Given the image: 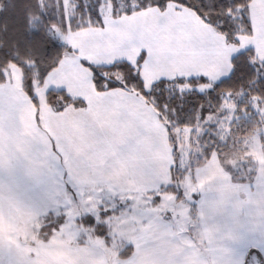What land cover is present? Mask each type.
<instances>
[{"label": "crops", "instance_id": "1", "mask_svg": "<svg viewBox=\"0 0 264 264\" xmlns=\"http://www.w3.org/2000/svg\"><path fill=\"white\" fill-rule=\"evenodd\" d=\"M248 19L250 34L230 44L174 3L101 16L100 25L65 32L67 51L34 84L36 105L22 89L21 71L8 65L0 84V264H245L250 250L264 264V164L250 182L236 181L213 154L183 177L189 200L164 191L175 184L165 124L135 92L96 91L83 65L126 62L146 90L159 80L211 85L230 75L232 58L244 50L264 61V0H251ZM49 90L73 102L50 106ZM161 195L174 202L171 209H158ZM64 208L84 210L75 220L91 229L90 238L105 241L82 218L105 226L107 247L109 228L118 224L129 256L120 258L121 248L109 259L102 247L82 238L71 243L55 230L42 239L43 219ZM182 208L190 228L178 217Z\"/></svg>", "mask_w": 264, "mask_h": 264}, {"label": "trees", "instance_id": "2", "mask_svg": "<svg viewBox=\"0 0 264 264\" xmlns=\"http://www.w3.org/2000/svg\"><path fill=\"white\" fill-rule=\"evenodd\" d=\"M118 1L110 0L113 17L128 15L149 7L163 10L168 3L177 4L192 10L199 19L211 26L230 44H237L238 35H249L251 31L248 19V5L251 0H134V6L131 0H124L126 5L123 8L119 7ZM58 2L57 11L52 0H49L50 6L44 9L41 7L40 0H0V84L5 81L4 69L10 64L16 66L22 74V89L34 105H36L34 84L41 85L45 76L57 66L67 51V46L54 40L50 33V26L60 27L62 32L67 30L65 23L59 22L55 16V10L62 15L61 1L58 0ZM76 14L79 17L76 15L68 22L70 30L85 27L86 20L95 26L101 23V15L98 14L96 6L86 13L84 6L80 3L76 8ZM78 21H82V24L76 25ZM142 60L143 57L140 56L137 65H140ZM83 65L92 72L96 91L120 88L135 92L159 115L167 128L172 148L174 183L184 176L186 170H193L205 163L213 152L220 156L221 150L230 145L231 138L234 140L256 133L264 151V123L259 115V109H264V61L257 60L251 49L234 56L231 60L230 75L226 79L211 84L206 93L196 90L182 96L178 93H170V87L184 84L196 87L206 84V80L203 78L159 80L149 90H146L135 68L126 62H117L103 67H95L86 63ZM226 98L233 100L235 108L230 123V139L221 144L216 137L207 132L203 133L201 139L198 140L201 155L198 157L195 154L191 155L189 167L177 172L170 128L163 120V115L166 114L170 119L175 118L179 129L191 127L195 123L204 121L208 116L216 115ZM57 100L62 101L63 104L73 102L62 91L49 90L46 93L48 105L54 106ZM194 157H196L195 161ZM252 177L253 172H250L247 178H240L233 174L236 181L242 182H250ZM163 190L177 192L174 185ZM100 214L105 217L112 212L102 211ZM63 221L64 217L61 215L45 217L40 231L41 238L49 237ZM80 223L85 226H94L96 234L108 243L105 226L95 225L91 217L82 218ZM130 252L131 247L127 245L118 255L120 258H126ZM253 252L250 250L248 254Z\"/></svg>", "mask_w": 264, "mask_h": 264}, {"label": "rangeland", "instance_id": "3", "mask_svg": "<svg viewBox=\"0 0 264 264\" xmlns=\"http://www.w3.org/2000/svg\"><path fill=\"white\" fill-rule=\"evenodd\" d=\"M53 6L58 11L59 2L58 0H52ZM62 15L55 10V16L59 20V22L65 23L67 30H69L68 22L75 18L76 8L81 3L84 6V11L87 13L89 9H92L93 6H96L97 12L99 15L106 17L112 13L110 0H60ZM41 7H49V0H40ZM119 7L123 8L126 3L124 0H119ZM132 6L134 0H131ZM44 11V10H43ZM47 13V12H45ZM88 15V14H86ZM85 15V16H86ZM79 17V15H77ZM87 17V16H86ZM76 25H81L82 21H78L75 23ZM84 25L90 26L91 22L86 20ZM79 28V27H78ZM66 30V31H67ZM50 33L54 40L60 41L65 44V32H62L60 27L50 26ZM68 49V48H67ZM11 65V64H10ZM14 66V65H13ZM16 67V66H15ZM209 84H204L196 87L189 86L187 84L184 85H176L174 87H170V93H178V95L182 96L190 91H200L206 93L210 89ZM234 104L233 100L226 98L223 105L219 109L216 115L208 116L204 121L196 124L191 127L185 128H177L175 118L170 119L166 114L163 115V120L170 128L171 134V142L172 146L175 150V168L176 171H184L189 167V158L191 155L200 156L201 153L199 149L198 140L201 139V135L207 132L209 135L216 137L217 140L224 144L225 141L230 139V123L233 119L234 112ZM259 115L262 118L264 123V109H259ZM173 116V115H172ZM198 118V116H196ZM230 145L227 146L226 149L221 150L220 156L218 153L213 152L211 155H216L220 158L224 167L231 173L239 176L240 178H247L250 172H253V175L259 169V165L261 163L264 164V151L259 143L258 135L256 133L250 134L247 136H242L239 138H232ZM194 157V161H195ZM184 174L190 176V171ZM183 176V177H184ZM177 179L175 181V189L178 192V195L183 196L184 200H189L190 195V179L188 182L182 183V179ZM171 196V195H170ZM172 197V196H171ZM159 206L158 209H171L172 204L170 198L167 195L159 196ZM181 204V202H180ZM179 204V205H180ZM184 205V204H182ZM182 208L181 214L178 216L180 220H184L186 225L190 228L191 223L188 217L187 209ZM157 210V208H156ZM84 210L75 211V209H63L61 215L64 216L65 222L61 227L55 229V232L62 235L63 237L68 238L71 243H75L78 238H82L80 241L85 243L86 245H98L102 247L105 251L107 258H114L116 252L125 247L123 243L125 241V237L121 235L117 230H122V228L118 227V224L112 222L111 227L109 228L111 234V242L109 247L105 246V241L95 240L94 238H90L91 229L88 227L83 228L81 225H77L75 217L79 220L78 217L82 216ZM90 216H93V211H88ZM128 215V214H125ZM178 215V213H177ZM81 219V218H80ZM126 236V235H125ZM128 245V244H127ZM126 245V246H127ZM245 264H262L259 260L257 254H248Z\"/></svg>", "mask_w": 264, "mask_h": 264}]
</instances>
